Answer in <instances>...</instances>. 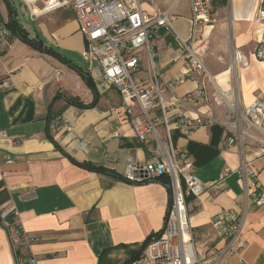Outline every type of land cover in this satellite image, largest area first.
Masks as SVG:
<instances>
[{
  "label": "crops",
  "instance_id": "1",
  "mask_svg": "<svg viewBox=\"0 0 264 264\" xmlns=\"http://www.w3.org/2000/svg\"><path fill=\"white\" fill-rule=\"evenodd\" d=\"M173 1L151 0L142 9L152 14L153 7L165 10ZM262 3L264 0H212L213 22L203 31L207 47L203 62L210 82L203 76L180 78L184 60L172 33L161 29L160 38L151 44L163 80L179 79L173 91L186 115L193 119L203 118L208 111L213 115V122L187 137L179 134L174 112L168 116L172 145L190 156L197 179L212 185L198 198L187 199L194 249L200 260L221 245L210 225L212 217L234 211L242 218L244 264H264V203L252 205L246 191L251 172L258 174L264 187V147L248 139L238 142L225 124L226 112L231 110L229 106L234 108L236 100L244 109L255 98L264 97V62L254 55V48L264 38L259 18ZM11 13L15 16L13 3L0 0V24ZM172 14L175 32L188 40L189 1H178ZM34 23L32 33L21 28L29 38H40L57 49L68 63L33 49L14 35L7 48L0 47V82L10 83L0 90V129L5 133L0 138V212L14 209L5 219L0 216V264H17L16 256L21 261L30 253L38 264L133 261L144 255L142 244L162 229L170 192L159 181L129 184L119 177L128 159L140 163L151 159L153 141L150 136L147 144L136 139L114 87L91 79L93 93L85 84L81 74L87 72L81 55L85 42L69 8L39 17ZM133 56L141 65L134 78L146 82V52L138 50ZM202 82L208 96L205 100L196 94ZM215 89L225 95L221 106L211 104ZM69 100L95 101L96 105L80 109ZM133 114H138L137 107ZM59 119L65 123L57 126L54 121ZM158 128L164 135V127ZM229 138L236 139V144L228 146ZM15 232L20 242L16 255L10 245ZM222 264H237V258Z\"/></svg>",
  "mask_w": 264,
  "mask_h": 264
},
{
  "label": "built area",
  "instance_id": "2",
  "mask_svg": "<svg viewBox=\"0 0 264 264\" xmlns=\"http://www.w3.org/2000/svg\"><path fill=\"white\" fill-rule=\"evenodd\" d=\"M29 11L32 22L39 17L49 15L57 10L69 8L77 23L78 31L83 36L85 47L82 58L87 63V73L91 79L103 81L114 87L130 117L134 136L143 144L153 141L149 149L151 159L140 163L128 159L122 175L123 181L129 184H141L167 179L170 192V204L166 212L163 227L158 235L151 238L144 255L131 264H222L226 259L237 258V264H244L241 252L245 249L242 232L241 215L234 211H224L212 217L210 225L220 238V246L212 248L204 260L195 253L194 240L188 218L187 199L198 198L211 184L202 183L195 176V166L190 156L171 143L169 137V112L173 111L179 134L187 137L195 129L213 122V115L208 111L203 118H190L183 109V104L175 94L174 88L179 79L163 80L155 65V53L151 44L160 38V30L172 33L178 40L184 60L181 79H192L203 76L206 82L211 77L204 65L207 47L203 41V31L213 20L210 17L212 0H188L191 11V36L182 40L175 32L172 11L178 2L174 0L165 10L153 7L148 14L142 9L144 3L151 0H21ZM37 12H34V10ZM10 33L0 24V47L10 45ZM138 50L146 52V82H137L134 75L141 70L140 62L133 56ZM264 58V57H263ZM10 87L5 80L0 82V90ZM200 99H207L205 83L196 91ZM211 104L223 105L225 95L215 89L211 93ZM134 107L138 114H133ZM230 109H234L229 106ZM158 111L159 115L156 114ZM247 131L239 132L238 142L248 139L264 147V97L255 98L244 108L241 116ZM65 122L55 120L57 126ZM164 127V135L159 130ZM252 133V134H251ZM0 138L5 133L0 129ZM236 139L229 138L227 145L236 144ZM264 158V152H263ZM245 164L241 165L243 169ZM264 177V169L262 171ZM258 174L251 172L246 191L250 203L261 206L264 203V187L258 181ZM9 207L0 212L2 219L13 211ZM6 231L8 224L4 223ZM15 235L10 237L14 255L19 240ZM27 241H29L26 238ZM17 260V259H16ZM17 264H38L33 254L17 261Z\"/></svg>",
  "mask_w": 264,
  "mask_h": 264
},
{
  "label": "trees",
  "instance_id": "3",
  "mask_svg": "<svg viewBox=\"0 0 264 264\" xmlns=\"http://www.w3.org/2000/svg\"><path fill=\"white\" fill-rule=\"evenodd\" d=\"M3 25L9 31L10 35L16 36L19 40H21L22 42L28 44L33 49H35V50H37V51H39L41 53H45V54H48L50 56H53L56 59H58V60H60V61H62L64 63H68V61L61 56V54L59 53V51L57 49H54L52 47L47 46L43 42L42 39H40V38H29L27 33L18 24L17 20L15 19V16L12 13L10 14L8 20ZM259 52L260 51H257L258 55H259ZM258 55H257V57H258ZM261 61L264 62V58H261ZM81 74L83 76L85 84L93 91V93H95V88H94V86L92 84V80H91V77L89 76V74L87 72L81 73ZM68 103L69 104H73V105L77 106L80 109L93 108L96 105L95 101H93L92 103H89V104H81V103H79L77 101L69 100ZM47 137L51 139V142L55 145L56 148H59L58 145L54 142V140L51 138V136L49 134H47ZM93 170L96 171V172H99V173H105V170L100 168V167H94ZM119 179L123 180L122 177H119ZM157 181H159L160 183H162L164 185H167V179H165V178H161V179H159ZM159 232L157 234H159ZM150 240L151 239H147L142 244L141 252L144 249H146V247H147L148 243L150 242ZM16 257H17V260L19 261L20 259L18 258V256H16ZM140 258L141 257H136L133 261H126V262H124L122 264H131V263H133L135 261H138Z\"/></svg>",
  "mask_w": 264,
  "mask_h": 264
},
{
  "label": "rangeland",
  "instance_id": "4",
  "mask_svg": "<svg viewBox=\"0 0 264 264\" xmlns=\"http://www.w3.org/2000/svg\"><path fill=\"white\" fill-rule=\"evenodd\" d=\"M13 3L14 6V10H15V16H16V20L18 22V24L22 27H24V29H26L27 31H29L30 33H32L35 23L31 21L30 16H29V11L28 9L25 7V5L22 3L21 0H10ZM171 0H162V2H164V4L169 3ZM180 1V0H178ZM259 18L263 20V24H264V3H262L259 6ZM175 14H177V9L174 11ZM264 38L261 42L260 45H257L254 48V55L256 56L257 60H261V58L264 57ZM257 51L259 52V55L257 54ZM258 55V57H257ZM71 60L78 66L81 65L82 67V63L77 60V59H73L71 58ZM87 64V63H86ZM207 79V78H206ZM234 109L228 111V113L226 112V122L225 124L227 125V127H229L230 131L232 134L237 135V137L239 138V132H245L247 131L246 128V124L244 122V120L242 119L241 116H243L244 113V109L239 107V103L236 100L235 104H234Z\"/></svg>",
  "mask_w": 264,
  "mask_h": 264
},
{
  "label": "bare ground",
  "instance_id": "5",
  "mask_svg": "<svg viewBox=\"0 0 264 264\" xmlns=\"http://www.w3.org/2000/svg\"><path fill=\"white\" fill-rule=\"evenodd\" d=\"M34 12H37V10L35 9ZM211 81H212V79H211Z\"/></svg>",
  "mask_w": 264,
  "mask_h": 264
},
{
  "label": "water",
  "instance_id": "6",
  "mask_svg": "<svg viewBox=\"0 0 264 264\" xmlns=\"http://www.w3.org/2000/svg\"><path fill=\"white\" fill-rule=\"evenodd\" d=\"M14 254V253H13ZM15 262H16V260H15Z\"/></svg>",
  "mask_w": 264,
  "mask_h": 264
}]
</instances>
